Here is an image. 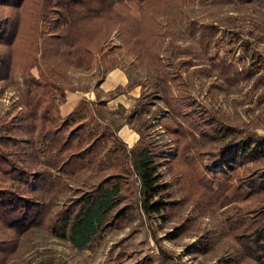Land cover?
I'll return each mask as SVG.
<instances>
[{
    "label": "trees",
    "instance_id": "16d2710c",
    "mask_svg": "<svg viewBox=\"0 0 264 264\" xmlns=\"http://www.w3.org/2000/svg\"><path fill=\"white\" fill-rule=\"evenodd\" d=\"M195 1L0 0V81L13 84L17 75L22 79L20 111L11 120L0 118V177L7 182H0V227L13 235L0 238V264L32 227H46L84 251L108 225L130 217L132 202L124 200L131 176L139 182L137 207L145 214L164 216L174 202L158 165L176 153L189 162L203 158L205 175L198 183L210 188L218 180V190L225 191L218 195L224 205L260 200L249 214L229 220L226 229L237 243L232 262L251 259L264 264V135L229 126L197 102L190 87L195 75H209L208 71L236 82L251 76L243 69L233 72L232 64L220 57L212 59L206 72L194 62L219 32L217 24L187 14L186 7ZM134 2L142 8L141 19L132 13ZM181 24L187 33L176 29ZM114 28L126 50L146 66L147 90L153 89L148 98L145 84L135 83L141 93L132 113H149L150 105L161 102L168 114L158 121L168 120L165 128L175 142L173 154L159 153L146 139L152 128L149 118L129 147L89 100L82 99L65 117L60 113L67 69L92 66ZM186 38L194 43H178ZM174 55L177 62L165 61ZM189 68L192 72L183 76ZM190 152L198 156H188ZM215 161L225 169L205 168ZM87 170L91 178L103 177L56 209L55 201L70 189V180ZM233 179L235 184H226Z\"/></svg>",
    "mask_w": 264,
    "mask_h": 264
},
{
    "label": "rangeland",
    "instance_id": "374dc122",
    "mask_svg": "<svg viewBox=\"0 0 264 264\" xmlns=\"http://www.w3.org/2000/svg\"><path fill=\"white\" fill-rule=\"evenodd\" d=\"M130 7L133 15L141 19L139 3L134 2ZM185 10L191 18L219 26L210 47L205 52L199 51L193 58L194 62L200 63L197 66H204L206 72L212 59L220 57L232 64L233 72L243 69L251 76L236 82L218 71H208L209 75H195L190 86L192 96L229 126L264 135V0H196ZM158 20L162 19L158 17ZM176 29L187 33L185 24L178 25ZM117 34L118 30L114 28L109 40L103 44V51L96 54L92 66L67 69L68 80L73 78L78 82L69 88L77 86L84 89L86 86L88 90L91 84L85 81H91L88 74L93 67L96 68L94 79L98 83L108 69L121 66L130 75L127 87L142 82L148 98H152L153 89L147 90L146 66L126 50L123 39ZM178 43L186 46L194 43V40L186 38ZM161 55L165 57L167 54L162 51ZM172 57L165 61L172 60V64L178 61L177 55ZM188 72L191 73L192 68L182 72V75L186 76ZM33 73L37 74L36 69H33ZM14 80L13 84L0 81V118L7 120H11L21 109L22 79L17 75ZM119 91L116 90L117 93ZM67 107L64 105L63 112ZM132 110L119 105L114 110L103 108L101 111L96 109V112L103 122L117 130L124 124L139 130L144 120L149 118L148 124L152 128L146 139L153 142L159 153L173 154L176 146L165 128L168 120L158 121L168 114L164 105L161 102L150 105V112L140 116L132 113ZM179 146L182 147V144ZM190 153H187L188 156H198ZM185 156L176 153V157L166 164L159 160V172L169 184L174 202L164 216L148 215L137 207L139 182L135 176H131L124 200V203L132 202L130 217L108 225L101 237L84 251L74 248L68 239L52 234L46 227H32L20 235L16 248L8 255L5 264H261L251 259L232 262L236 257L233 248L237 243L226 229L229 220L249 214L260 200L253 198L224 205L218 195L225 191L218 190V180L212 181L210 188L198 183V178L205 175L201 163L203 158L189 162ZM107 163L110 164L109 159ZM205 168L225 169L220 161L207 162ZM90 173L87 170L70 180V189L55 201L58 203L56 209L69 197L75 196L78 190H87L93 182L103 177L101 174L91 178ZM0 182L7 184L1 177ZM231 182L235 184L234 179L226 184ZM2 228L0 238L13 237L11 233L3 232ZM208 241L210 244L202 249V244Z\"/></svg>",
    "mask_w": 264,
    "mask_h": 264
},
{
    "label": "crops",
    "instance_id": "0c3cea01",
    "mask_svg": "<svg viewBox=\"0 0 264 264\" xmlns=\"http://www.w3.org/2000/svg\"><path fill=\"white\" fill-rule=\"evenodd\" d=\"M88 75H90L91 80L85 81L88 83L90 82L91 84V87L89 86L88 90H86V86L84 88L82 84L78 85L84 89L77 86L75 88H69V86L76 85L78 82L73 78H69L67 81L66 101L60 105V113L62 116L65 117V115L71 112L82 99L91 101L96 112V109L101 111L103 108L114 110L119 107V105L131 109L134 107L136 99L140 96L141 86L133 84L130 87H127L130 83V75H128L126 69L121 66H114L108 69L98 83H96V79H94V76H96V68L93 67L90 69ZM119 89L120 91L117 93L116 90ZM64 105H68L65 112H63ZM96 114L98 113L96 112ZM117 133L129 147H132L140 136L138 130L133 129L127 124H124L118 129Z\"/></svg>",
    "mask_w": 264,
    "mask_h": 264
}]
</instances>
